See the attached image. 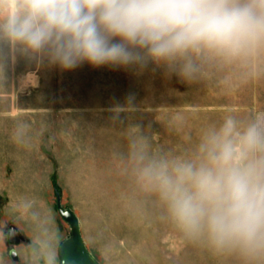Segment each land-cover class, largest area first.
I'll list each match as a JSON object with an SVG mask.
<instances>
[{"label": "rangeland", "instance_id": "1", "mask_svg": "<svg viewBox=\"0 0 264 264\" xmlns=\"http://www.w3.org/2000/svg\"><path fill=\"white\" fill-rule=\"evenodd\" d=\"M261 52H190L180 62L191 63L188 77L152 64L63 71L10 61L0 72V264L53 255L62 264L64 243L76 240L90 264H264L187 234L142 177L153 161L197 160L226 119L251 122L236 100L254 75L246 60ZM11 225L25 236L17 244Z\"/></svg>", "mask_w": 264, "mask_h": 264}, {"label": "clouds", "instance_id": "2", "mask_svg": "<svg viewBox=\"0 0 264 264\" xmlns=\"http://www.w3.org/2000/svg\"><path fill=\"white\" fill-rule=\"evenodd\" d=\"M261 42L264 0H0V72L20 56L63 71L152 64L188 77L190 52L235 56ZM199 153L150 162L142 177L190 236L264 257V114L242 128L226 119Z\"/></svg>", "mask_w": 264, "mask_h": 264}, {"label": "crops", "instance_id": "3", "mask_svg": "<svg viewBox=\"0 0 264 264\" xmlns=\"http://www.w3.org/2000/svg\"><path fill=\"white\" fill-rule=\"evenodd\" d=\"M257 45H264V42L257 43ZM254 57L255 59L246 60L249 62L246 64L247 70H250L248 67L252 66L253 71L255 67L254 75L246 77L245 90L242 92L243 94L239 93L236 100L239 102L236 107L252 112L251 121L264 114V52L254 54Z\"/></svg>", "mask_w": 264, "mask_h": 264}, {"label": "water", "instance_id": "4", "mask_svg": "<svg viewBox=\"0 0 264 264\" xmlns=\"http://www.w3.org/2000/svg\"><path fill=\"white\" fill-rule=\"evenodd\" d=\"M74 236L77 237L76 230H73ZM25 236L15 225H11L7 231V240L10 244H17L23 240ZM78 239V237H77ZM10 255L14 259H18L16 249L13 247L10 249ZM62 264H90L87 256L83 252V246L79 240L75 242H66L62 247Z\"/></svg>", "mask_w": 264, "mask_h": 264}]
</instances>
